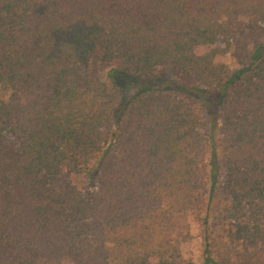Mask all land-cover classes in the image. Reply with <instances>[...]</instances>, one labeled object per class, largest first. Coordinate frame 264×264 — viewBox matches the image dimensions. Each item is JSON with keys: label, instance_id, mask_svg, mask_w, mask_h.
I'll list each match as a JSON object with an SVG mask.
<instances>
[{"label": "trees", "instance_id": "1", "mask_svg": "<svg viewBox=\"0 0 264 264\" xmlns=\"http://www.w3.org/2000/svg\"><path fill=\"white\" fill-rule=\"evenodd\" d=\"M216 224L264 244V0H0V264H224Z\"/></svg>", "mask_w": 264, "mask_h": 264}, {"label": "rangeland", "instance_id": "2", "mask_svg": "<svg viewBox=\"0 0 264 264\" xmlns=\"http://www.w3.org/2000/svg\"><path fill=\"white\" fill-rule=\"evenodd\" d=\"M42 2H45V0H39ZM254 43H252L250 40L242 41L241 43H234L232 44L226 54L223 56V60L225 64L232 70L237 69L240 64V59L244 56L246 52L250 51ZM166 73L170 78L175 79L176 78V73L174 70H172L170 67H168ZM205 157V151L204 153L202 152L201 154L199 153V158L203 160ZM73 181L81 184L85 182L83 177L81 176H73ZM209 190L210 187L208 184H202L199 186L198 192L201 194L202 202H203V208L200 217L205 216L207 214V202L209 199ZM216 199L214 200V206L215 207V212L216 209L221 206V199L219 195L215 197ZM213 219L211 218V222ZM189 222L191 224V231L192 235L195 237V241L197 242V237L201 235L203 231V225L198 218L197 215L191 216L189 219ZM213 224V223H212ZM214 225V224H213ZM217 225V224H216ZM218 228H215V235L214 238H216V254L219 258L220 261H225L224 264H264V244H260L258 246H253L251 247L248 252H244V249L242 248L241 245L235 243V242H230L229 238L225 237L226 236V231L227 229L224 228V230L217 225ZM218 236V237H217ZM219 244V245H218ZM188 256H193L197 257L198 253V247L196 246L195 243H190L188 246ZM192 253V255H191ZM251 253L254 257L250 258L249 254ZM247 256V257H246Z\"/></svg>", "mask_w": 264, "mask_h": 264}]
</instances>
